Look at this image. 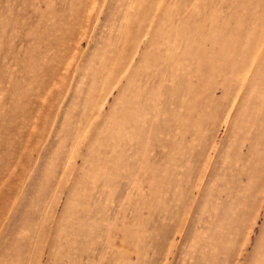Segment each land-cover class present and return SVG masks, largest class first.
Listing matches in <instances>:
<instances>
[{
    "label": "rangeland",
    "instance_id": "rangeland-1",
    "mask_svg": "<svg viewBox=\"0 0 264 264\" xmlns=\"http://www.w3.org/2000/svg\"><path fill=\"white\" fill-rule=\"evenodd\" d=\"M0 264H264V0H0Z\"/></svg>",
    "mask_w": 264,
    "mask_h": 264
}]
</instances>
